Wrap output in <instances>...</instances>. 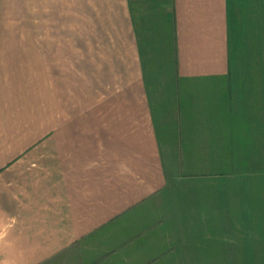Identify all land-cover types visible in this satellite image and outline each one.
<instances>
[{
    "label": "crops",
    "instance_id": "0c3cea01",
    "mask_svg": "<svg viewBox=\"0 0 264 264\" xmlns=\"http://www.w3.org/2000/svg\"><path fill=\"white\" fill-rule=\"evenodd\" d=\"M39 1L55 27L92 3ZM143 5L161 13L173 44L162 66H150L141 45ZM8 10L0 8V264H218L226 236L223 248L216 229L199 226L184 191L169 209L166 190L188 180L168 178L166 166L264 168V0H116L103 16L114 23L101 24L107 89L55 97L34 121L22 94L13 98Z\"/></svg>",
    "mask_w": 264,
    "mask_h": 264
},
{
    "label": "rangeland",
    "instance_id": "374dc122",
    "mask_svg": "<svg viewBox=\"0 0 264 264\" xmlns=\"http://www.w3.org/2000/svg\"><path fill=\"white\" fill-rule=\"evenodd\" d=\"M2 1L0 8L6 7L8 12L10 7L12 13L13 98L16 99L18 91L19 96L22 94L23 102L26 99L29 121L36 120L39 113H47L46 110L39 112L41 104L45 103L47 109H50L55 97L57 99L80 97V91L84 93L85 89L91 90L93 96V93L103 91L101 82L106 84L107 89L108 76L105 72L108 70L102 68L101 62L104 59L103 45L109 43L100 42L102 34L105 33L103 32L105 28L101 24L103 20L111 25L114 23L103 16L108 13L110 7L116 6V0H92L90 6L82 5L76 11V18L71 21L73 24L69 25L68 20H61L64 25L58 27L50 26L48 23L52 21L42 18L43 12L40 7L44 4L39 0ZM146 8L145 11L143 5L141 13L144 16L146 13L148 18L145 20L142 16L140 19V24H147L145 28L142 27L141 45L146 47L147 62L150 66H159L160 63L162 66L172 61L173 44L164 41L168 37L163 35L166 32L160 24L163 20L154 17L155 14L159 16L161 13L155 12L153 7L152 11L148 6ZM42 38L44 42L40 41ZM114 38L116 39V35ZM90 62H93V65ZM98 66H100L99 71ZM181 85V96H184L186 102L190 104L193 97L191 82L184 81ZM202 85L207 101L208 82L197 86ZM159 93H161L160 89L157 91L158 95ZM186 111L187 114H191L192 107H186ZM205 114V116L210 114V108L205 109ZM188 142H193L192 138H188L187 144ZM186 151L187 153L183 155L186 161L191 163L194 157L191 147L186 148ZM200 158L205 164L208 159L207 153H201ZM221 158L218 155L217 162ZM166 167L168 178L188 180V184L183 187L170 186L166 190L169 209H172L174 204L170 200L176 199L180 191H184L189 199L181 203H184L185 207L192 204L197 206L196 210L201 216L200 221L198 220L199 226L216 229L217 241L223 243V248L227 243L226 251L218 249L222 254V257L218 258V264H264V168L258 166ZM189 180H192V183H189ZM194 195L197 199L190 197ZM170 197L173 199H169ZM248 197L253 201L250 202ZM256 199H259L258 202ZM256 204L258 210L257 206L252 207Z\"/></svg>",
    "mask_w": 264,
    "mask_h": 264
}]
</instances>
